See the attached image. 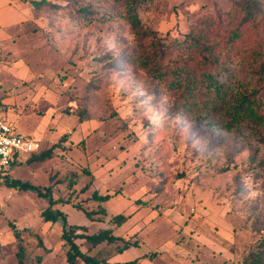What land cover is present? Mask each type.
Wrapping results in <instances>:
<instances>
[{"label":"rangeland","instance_id":"rangeland-1","mask_svg":"<svg viewBox=\"0 0 264 264\" xmlns=\"http://www.w3.org/2000/svg\"><path fill=\"white\" fill-rule=\"evenodd\" d=\"M48 1L56 7L0 0V116L16 133L39 138L41 151L54 146L51 158L20 162L3 177L0 262L18 264L21 243L25 264H68L63 221L45 222L48 197L10 188L6 179L15 178L69 200L58 207L68 223L84 226L78 233H98L112 227V214L127 215L113 235L138 243L128 250L117 252L121 240H76L110 264L252 258L264 242V124L232 120L230 108L238 92L252 88L250 68L222 52L215 37L209 58L180 46L193 27L228 12L234 0ZM131 6L144 30L155 32L141 43ZM154 45L172 47L169 68L126 62ZM181 64L190 66L186 78L174 73ZM94 191L110 198L94 200ZM74 204L97 213L88 218Z\"/></svg>","mask_w":264,"mask_h":264},{"label":"trees","instance_id":"trees-1","mask_svg":"<svg viewBox=\"0 0 264 264\" xmlns=\"http://www.w3.org/2000/svg\"><path fill=\"white\" fill-rule=\"evenodd\" d=\"M32 5L36 9L41 7H48L53 9L56 7L48 0H31ZM86 8H80V12L86 14ZM129 21L132 25L133 30L137 35V40L141 43L147 36L155 34L153 31L144 30L141 26V21L136 13L135 7L131 6L129 10ZM225 24H228L225 26ZM225 27V29L223 28ZM215 37L218 41L215 42L218 46H223L222 52L230 51L233 55H237L238 58L247 62L248 67L251 71L252 88L249 92H238L237 101L235 105L231 106L232 120H238L244 117L252 119L256 124H264V55L262 53V45H264V9L261 6L259 0H234V6L228 12L224 14L214 15L211 19H207L204 22L203 28L193 27L186 39L180 42L181 48L190 50L193 54L197 51L201 57H207V52L211 51L208 42L211 38ZM154 50L147 52V54L141 53L139 55H131L126 59V62H137L144 69L150 70L152 68L162 69L163 67H170L167 62L170 59V47L168 50L159 49L157 45H154ZM220 54H222L220 52ZM195 55V54H194ZM227 60L231 57L221 56ZM209 58V56L207 57ZM218 61L220 58H217ZM224 60V61H225ZM190 68L185 64L179 66L178 71H174L175 74L185 78L184 71ZM211 75V74H210ZM212 79L211 77H209ZM188 79V78H187ZM209 79V80H210ZM214 80V79H213ZM212 81V80H211ZM212 82L210 86L214 84ZM213 86V85H212ZM66 134H65V136ZM54 147V146H53ZM42 150V142L39 150L30 153L29 156L24 160L28 163L36 161H44L49 159L53 155V149ZM19 159L15 160L12 167L19 164ZM7 185L10 188L19 190L34 189L38 195L47 196L49 199V205L47 208L42 210L41 217L45 222L55 224L60 219L63 221L61 241L65 249V258L68 264H79L80 262L85 264H110L106 260H101L97 256L83 252L76 242L78 238H85L92 245H98L102 242H115L121 240L122 246L118 245V253L128 250L129 248L138 245L136 242H129L123 240L119 236L113 235V228L123 225L127 220L128 216L123 213L112 214L109 219V223L112 227L102 228L98 233L85 234L78 233V230L84 229L82 225L68 223V216L58 206L61 204H68L69 200L62 198H55L51 188L43 191L39 186L29 182L22 181L20 179H6ZM3 181V180H2ZM1 181V182H2ZM1 184V183H0ZM92 198L99 202L107 201L110 198V194H102L101 192L94 191ZM73 207L82 210L88 218L97 213L95 210H87L81 204H74ZM105 209V208H104ZM105 213V210L102 211ZM14 234L17 240L21 241V235L19 229H14ZM117 246V247H118ZM23 246L20 243L18 251V264H25L22 256ZM136 260L130 262H114L111 264H135ZM243 264H264V242L261 250H258L252 258L248 257L244 260Z\"/></svg>","mask_w":264,"mask_h":264},{"label":"built area","instance_id":"built-area-1","mask_svg":"<svg viewBox=\"0 0 264 264\" xmlns=\"http://www.w3.org/2000/svg\"><path fill=\"white\" fill-rule=\"evenodd\" d=\"M41 147V140L16 133L11 124L0 116V183L15 160L24 153H33Z\"/></svg>","mask_w":264,"mask_h":264},{"label":"crops","instance_id":"crops-1","mask_svg":"<svg viewBox=\"0 0 264 264\" xmlns=\"http://www.w3.org/2000/svg\"><path fill=\"white\" fill-rule=\"evenodd\" d=\"M26 158H24L22 161H24ZM18 171V170H17ZM17 179H19V178H17ZM22 181H24V180H22ZM49 224H51L50 222H48ZM52 225H54V224H52ZM2 231H0V236L2 235ZM11 259V258H10ZM17 259H18V257H17ZM116 259H119V258H116ZM117 261H119V260H117ZM14 263V260L13 261H11L10 260V262L8 263V264H13ZM18 263V262H17ZM0 264H3L2 262H0Z\"/></svg>","mask_w":264,"mask_h":264}]
</instances>
